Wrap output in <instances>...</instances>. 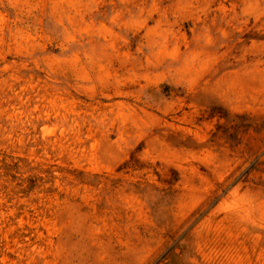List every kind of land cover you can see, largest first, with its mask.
<instances>
[{
  "label": "rangeland",
  "instance_id": "1",
  "mask_svg": "<svg viewBox=\"0 0 264 264\" xmlns=\"http://www.w3.org/2000/svg\"><path fill=\"white\" fill-rule=\"evenodd\" d=\"M0 264H264V0H0Z\"/></svg>",
  "mask_w": 264,
  "mask_h": 264
}]
</instances>
